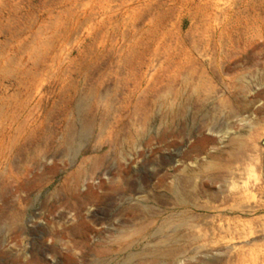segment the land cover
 <instances>
[{"label":"rangeland","instance_id":"374dc122","mask_svg":"<svg viewBox=\"0 0 264 264\" xmlns=\"http://www.w3.org/2000/svg\"><path fill=\"white\" fill-rule=\"evenodd\" d=\"M0 264H264V0H0Z\"/></svg>","mask_w":264,"mask_h":264},{"label":"bare ground","instance_id":"6f19581e","mask_svg":"<svg viewBox=\"0 0 264 264\" xmlns=\"http://www.w3.org/2000/svg\"><path fill=\"white\" fill-rule=\"evenodd\" d=\"M175 108V107H174ZM173 116H174V119L176 118V117H178V115L177 116H175V114H173ZM94 118V117H93ZM178 121V120H177ZM84 123V122H83ZM92 128V127H91ZM86 133H88V132H86ZM70 137V136H69ZM212 140V138L210 137V136H208V135H205V134H201V135H199V137H198V140H197V142H198V144H199V147L200 148H202V149H204L205 148V146L210 142ZM106 158V157H105ZM199 170V169H198ZM221 172V171H220ZM164 183V179H160L159 181H158V184L159 185H162ZM89 195H91V202L97 197V195H96V193L95 192H92L91 191V189L87 192ZM175 193V196H176V198L179 200V203L180 204H182V203H184V201L182 200V195H181V193L180 192H178V191H176V192H174ZM87 205H84V206H82V210H88V207H86ZM227 208V207H226ZM186 209V208H185ZM184 214H185V212H183ZM182 215L181 214V216L179 217V220H181V226L183 227V226H186V229H189L188 228V223H187V221H186V215ZM245 226V225H244ZM75 227V226H74ZM193 228V227H192ZM246 228V227H245ZM193 230V229H192ZM220 232H222V228H219L218 229ZM179 231H180V228L178 229V228H175L174 229V234H172V235H169V236H164V238L162 239V240H159V241H157V242H155V244H154V246H155V248H157V249H164V251L165 252H167V253H173L174 254V252L176 251V249L178 248V246L179 245H181V244H188V245H192V244H197L199 241V239H201L200 237H197L195 234H197V233H194V235L191 233H186V234H189L187 237H185L184 235L183 236H181L180 234H179ZM190 231H191V229H190ZM196 232V231H195ZM224 232H229V230H226V231H224ZM241 234V233H240ZM191 235H193L192 237H191ZM198 235V234H197ZM243 237H244V235H243ZM230 241H225V240H219L218 239V241H216V240H214V243H215V245H222V244H226V243H229ZM205 243V242H204ZM229 247V246H228ZM232 247H233V245H232ZM169 255V254H168Z\"/></svg>","mask_w":264,"mask_h":264}]
</instances>
